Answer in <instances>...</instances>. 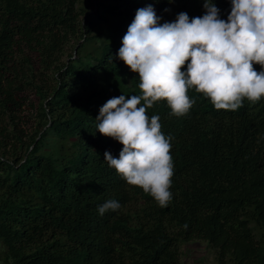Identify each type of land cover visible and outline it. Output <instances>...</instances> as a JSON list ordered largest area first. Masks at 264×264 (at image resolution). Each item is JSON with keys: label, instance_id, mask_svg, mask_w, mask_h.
<instances>
[{"label": "trees", "instance_id": "16d2710c", "mask_svg": "<svg viewBox=\"0 0 264 264\" xmlns=\"http://www.w3.org/2000/svg\"><path fill=\"white\" fill-rule=\"evenodd\" d=\"M212 2L226 21L230 0ZM149 5L161 24L205 14L203 0H0V264H180L200 241L216 264H264V99L215 110L189 89L187 115L148 110L171 137L165 208L103 160L122 145L95 119L140 95L116 57ZM108 199L121 207L100 215Z\"/></svg>", "mask_w": 264, "mask_h": 264}, {"label": "clouds", "instance_id": "9594fccd", "mask_svg": "<svg viewBox=\"0 0 264 264\" xmlns=\"http://www.w3.org/2000/svg\"><path fill=\"white\" fill-rule=\"evenodd\" d=\"M230 4L226 21L212 0H203V16L190 19L181 12L163 24L151 5L140 8L118 50L116 58L138 75L140 95L121 94L99 109L97 132L122 145L118 158L105 151L103 160L161 208L172 200L171 137L161 131L160 117H150L148 110L164 101L170 116L187 115L194 104L189 89L215 110L236 111L245 100L264 99V0ZM120 207L108 199L98 213Z\"/></svg>", "mask_w": 264, "mask_h": 264}, {"label": "rangeland", "instance_id": "374dc122", "mask_svg": "<svg viewBox=\"0 0 264 264\" xmlns=\"http://www.w3.org/2000/svg\"><path fill=\"white\" fill-rule=\"evenodd\" d=\"M98 29L102 28L96 27L95 33ZM180 252V264H216L215 251L206 242L184 244Z\"/></svg>", "mask_w": 264, "mask_h": 264}]
</instances>
